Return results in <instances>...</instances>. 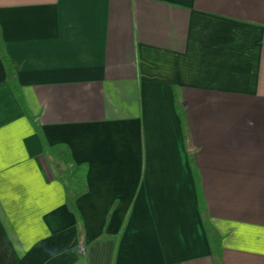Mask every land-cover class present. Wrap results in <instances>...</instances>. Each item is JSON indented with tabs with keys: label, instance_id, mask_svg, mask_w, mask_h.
<instances>
[{
	"label": "crops",
	"instance_id": "1",
	"mask_svg": "<svg viewBox=\"0 0 264 264\" xmlns=\"http://www.w3.org/2000/svg\"><path fill=\"white\" fill-rule=\"evenodd\" d=\"M0 38L88 167L80 241L0 55V264H215L189 153L223 264H264V0H0Z\"/></svg>",
	"mask_w": 264,
	"mask_h": 264
},
{
	"label": "trees",
	"instance_id": "2",
	"mask_svg": "<svg viewBox=\"0 0 264 264\" xmlns=\"http://www.w3.org/2000/svg\"><path fill=\"white\" fill-rule=\"evenodd\" d=\"M0 55L3 61V64L5 66L8 83L11 86V89L13 90L18 102L22 106L26 116L31 121L35 130L40 136L42 140V144H43V151L48 158L50 157L49 162L53 169V173L55 174L56 177H58L63 182L65 186L67 208L75 216L79 240L82 241V234H83L82 220H81L79 211L75 205V193L73 192V187L76 189H80L81 192H86L88 190L86 186V182H85V177H86L87 168H88L87 164L81 163L79 165H75L72 167L71 171L67 173L66 170L63 168L62 164L52 157L51 149L48 143L45 141L44 136L41 132V128H40L37 116H34L33 114H31V112L28 110V108L26 107L24 103V99H23L20 87L17 83L16 74L11 66L8 56L5 53L1 38H0ZM63 156L65 157V160L67 162L70 161V152L67 146H65L64 148ZM189 162H190V166L192 169V174H193V178L195 182V188L197 191L199 212L201 214V218L203 221V228L205 230L207 241L209 243L211 255L213 257L215 264H223L222 258H221L222 256L221 235L218 233L216 228L211 224V222L208 219L207 208H206L205 201H204L201 189H200V178H199L197 168H196V165H195V162H194V159L191 153H189ZM78 255L80 256V259L82 262L84 259V244L82 242H80L79 244Z\"/></svg>",
	"mask_w": 264,
	"mask_h": 264
},
{
	"label": "rangeland",
	"instance_id": "3",
	"mask_svg": "<svg viewBox=\"0 0 264 264\" xmlns=\"http://www.w3.org/2000/svg\"><path fill=\"white\" fill-rule=\"evenodd\" d=\"M65 161H66V160H65ZM62 166H63V168L66 170L67 173L70 172L71 169H72V166L66 164V162L63 163ZM70 182H72V181H70ZM72 185H73V183H72ZM75 191H76V188L73 187V192L76 193Z\"/></svg>",
	"mask_w": 264,
	"mask_h": 264
}]
</instances>
